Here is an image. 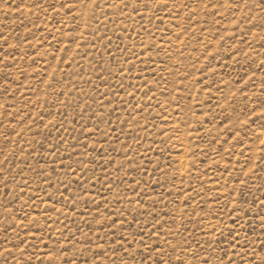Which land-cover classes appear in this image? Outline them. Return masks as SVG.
Wrapping results in <instances>:
<instances>
[{"label":"rangeland","instance_id":"374dc122","mask_svg":"<svg viewBox=\"0 0 264 264\" xmlns=\"http://www.w3.org/2000/svg\"><path fill=\"white\" fill-rule=\"evenodd\" d=\"M0 264H264V0H0Z\"/></svg>","mask_w":264,"mask_h":264}]
</instances>
